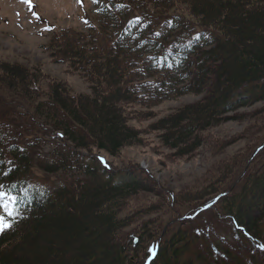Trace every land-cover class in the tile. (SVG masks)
Segmentation results:
<instances>
[{
    "label": "trees",
    "instance_id": "obj_1",
    "mask_svg": "<svg viewBox=\"0 0 264 264\" xmlns=\"http://www.w3.org/2000/svg\"><path fill=\"white\" fill-rule=\"evenodd\" d=\"M81 22V31L51 28L44 49L84 76L88 96L0 61V182L30 193L0 232V264H146L151 251L148 264H264V137L231 176L218 171L219 187L200 203L182 210L168 193L175 217L165 232L175 229L162 237L165 225L156 235L153 224L120 235L133 218L121 214L150 177L130 168L118 177L96 156L116 158L150 131L188 156L203 132L255 104L262 118L253 124L264 125V0H97ZM188 94L201 99L147 132L129 125L145 119L133 107Z\"/></svg>",
    "mask_w": 264,
    "mask_h": 264
},
{
    "label": "rangeland",
    "instance_id": "obj_2",
    "mask_svg": "<svg viewBox=\"0 0 264 264\" xmlns=\"http://www.w3.org/2000/svg\"><path fill=\"white\" fill-rule=\"evenodd\" d=\"M91 9L92 0H80V3H77V0H31V8L22 0H0V61L37 67L48 80L66 85L73 95H90L91 87L84 76L69 69L68 65L55 64L44 46L50 40L51 28L55 31L63 28L81 31L84 28L82 17ZM37 16L40 18L37 19ZM200 99L201 96L188 94L152 108L133 107L134 117L142 113L145 119L139 122L130 121L129 125L138 131L147 132L150 125L156 124L179 108L199 102ZM262 105L255 104L227 115L222 124L200 135V147L188 156L179 157L175 151L166 149L161 143L162 132L152 131L141 137V145L122 149L116 158L98 152L96 156L100 157L110 170L117 172L118 177L128 168L150 177L142 185L146 192L132 198L128 208L121 214V217L131 214L133 218L129 220L132 222L128 221L126 227L120 230V235L134 232L149 234L148 224H153L150 234L157 235L164 225L160 237L171 234L175 229L173 226H170L168 233L165 230L173 223L171 220L175 214L172 215L167 210V194H173L177 199L176 205L186 210L195 203H200L212 189L219 187L220 178L217 179V176L222 170L225 177L229 174L231 176V171L237 165L236 159L264 137V125L253 124V121L262 118L254 116ZM50 150L48 147L45 149L46 152ZM229 160L235 163L232 164ZM46 182L50 186L54 184L52 178ZM209 182L210 186L205 185ZM154 210L156 213L149 215ZM201 223V219L200 222L195 221L196 225ZM203 228L206 229L205 226ZM222 228V224L214 223L211 230L223 235Z\"/></svg>",
    "mask_w": 264,
    "mask_h": 264
},
{
    "label": "snow or ice",
    "instance_id": "obj_3",
    "mask_svg": "<svg viewBox=\"0 0 264 264\" xmlns=\"http://www.w3.org/2000/svg\"><path fill=\"white\" fill-rule=\"evenodd\" d=\"M23 3L31 8V0H22ZM96 3L97 0H92ZM80 3V0H77ZM36 16V13H32ZM40 17L37 16V19ZM7 175V173H5ZM30 197L27 188H21L17 191V185H6L0 182V232L11 228L12 222L22 215L21 208L28 202ZM259 248H264V245H257Z\"/></svg>",
    "mask_w": 264,
    "mask_h": 264
},
{
    "label": "water",
    "instance_id": "obj_4",
    "mask_svg": "<svg viewBox=\"0 0 264 264\" xmlns=\"http://www.w3.org/2000/svg\"><path fill=\"white\" fill-rule=\"evenodd\" d=\"M257 151H258V150H257ZM255 153H256V152H255ZM254 155H255V154H254ZM153 256H154V252L152 251V252H151V257H150V259H151ZM150 259H149L148 261H150ZM147 263H148V262H147ZM147 263H146V264H147Z\"/></svg>",
    "mask_w": 264,
    "mask_h": 264
},
{
    "label": "bare ground",
    "instance_id": "obj_5",
    "mask_svg": "<svg viewBox=\"0 0 264 264\" xmlns=\"http://www.w3.org/2000/svg\"><path fill=\"white\" fill-rule=\"evenodd\" d=\"M229 141H230V139H229ZM253 160V159H252ZM254 161V160H253ZM251 164V163H250ZM261 166V165H260ZM252 167V166H251ZM254 167H257V166H254ZM248 169V168H247ZM258 171V170H257Z\"/></svg>",
    "mask_w": 264,
    "mask_h": 264
}]
</instances>
